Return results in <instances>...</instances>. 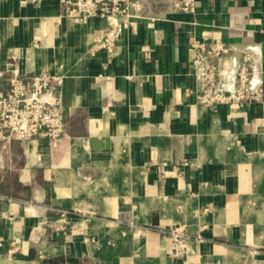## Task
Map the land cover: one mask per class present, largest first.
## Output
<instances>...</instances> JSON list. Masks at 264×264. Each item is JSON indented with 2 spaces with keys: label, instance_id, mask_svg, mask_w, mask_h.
Segmentation results:
<instances>
[{
  "label": "crops",
  "instance_id": "0c3cea01",
  "mask_svg": "<svg viewBox=\"0 0 264 264\" xmlns=\"http://www.w3.org/2000/svg\"><path fill=\"white\" fill-rule=\"evenodd\" d=\"M132 1L109 56L93 51L106 19L0 0V93L62 73L66 125L0 136V264H264V0ZM196 42L228 49L221 68L255 67L256 91L201 103Z\"/></svg>",
  "mask_w": 264,
  "mask_h": 264
},
{
  "label": "built area",
  "instance_id": "2783aa9c",
  "mask_svg": "<svg viewBox=\"0 0 264 264\" xmlns=\"http://www.w3.org/2000/svg\"><path fill=\"white\" fill-rule=\"evenodd\" d=\"M174 10L195 12L197 0H164ZM66 16L80 22H88L95 17L107 20L103 35L96 39L93 51L105 49L113 56L125 28L131 24L132 0H62ZM195 54L192 67L195 77L201 83L199 99L203 104L223 102L230 98H240L246 89L256 91L259 84L257 69L247 71L245 65L229 68L220 67L218 62L224 45L196 42L192 44ZM246 59L248 55L245 56ZM217 59V60H216ZM237 65L234 64L233 67ZM251 74V75H250ZM65 79L64 74L44 70L31 79H23L18 74L10 77V90L0 93V136L4 139L14 137L19 140H32L37 136H47L51 140L62 137L66 125L63 120V107L59 87ZM229 80L238 81L235 93L226 95ZM185 234L178 228L171 232L172 250L179 253L185 248Z\"/></svg>",
  "mask_w": 264,
  "mask_h": 264
}]
</instances>
